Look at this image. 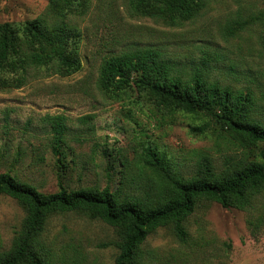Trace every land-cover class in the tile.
I'll list each match as a JSON object with an SVG mask.
<instances>
[{"label":"rangeland","instance_id":"obj_1","mask_svg":"<svg viewBox=\"0 0 264 264\" xmlns=\"http://www.w3.org/2000/svg\"><path fill=\"white\" fill-rule=\"evenodd\" d=\"M131 1L0 0V23L66 22L74 30L69 46L82 63L70 75H61L56 62L23 66L16 55L0 67V172L46 193L63 185L164 198L166 179L146 164L150 147L186 177L202 155L218 172L256 158L259 148L243 147L207 114L168 111L149 90L105 88L99 76L105 58L137 49H157L187 75L203 51H216L210 79L252 89L250 116L264 121V0H207L200 14L179 24L135 16ZM56 115L68 126L58 149ZM204 125V132L191 129ZM252 202L238 208L202 201L185 221L186 243L170 226L148 237L149 264H264V190ZM25 216L16 199L0 194V252L10 249ZM119 239L117 228L80 211L52 214L41 236L50 264H115Z\"/></svg>","mask_w":264,"mask_h":264},{"label":"trees","instance_id":"obj_2","mask_svg":"<svg viewBox=\"0 0 264 264\" xmlns=\"http://www.w3.org/2000/svg\"><path fill=\"white\" fill-rule=\"evenodd\" d=\"M206 4L207 0H132L131 11L135 16L179 24L196 17ZM72 35L74 30L66 22L50 25L42 17L28 20L21 27L0 23V67L16 55L23 66L56 62L61 75L75 73L82 63L69 46ZM219 56L216 51H203L187 75L157 49H137L105 58L99 82L105 88L135 85L149 90L168 111L205 113L234 132L243 147L259 148L255 159L218 172L210 156L202 155L194 174L186 177L170 171L167 155L150 147L146 164L166 179L169 193L164 198L154 197L150 191L140 196L113 192L109 187L68 189L63 185L56 192L46 193L10 172H0V194L13 197L26 210L12 246L0 252V264H50V251L41 236L55 213L80 211L103 220L119 232L120 239L114 242L119 247L115 264H149L152 254L143 249L148 237L158 228L170 226L176 237L186 243L189 232L185 221L202 201H215L224 207L251 206L254 195L264 190V121L250 116L255 106L252 89H235L210 79L211 62ZM51 122L58 149L65 142L68 126L63 115L52 116ZM207 128L191 127L200 132Z\"/></svg>","mask_w":264,"mask_h":264}]
</instances>
